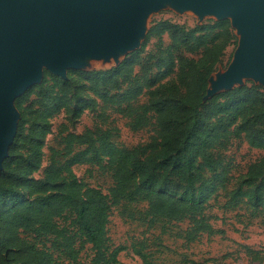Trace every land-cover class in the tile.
Masks as SVG:
<instances>
[{
  "label": "trees",
  "instance_id": "1",
  "mask_svg": "<svg viewBox=\"0 0 264 264\" xmlns=\"http://www.w3.org/2000/svg\"><path fill=\"white\" fill-rule=\"evenodd\" d=\"M166 37L168 41H166ZM238 37L230 19H209L189 27L155 21L141 47L107 69H70L68 78L45 70L41 83L15 100L18 131L0 171V264H119L125 250L109 236L114 205L146 202L140 218L189 222L184 238L220 233L207 213L221 190L228 209H244L264 226V155L250 164L228 190L227 151L246 141L264 151V87L253 81L205 100L209 79ZM153 43V47L150 45ZM87 110L95 125L78 133L59 126L61 147H49L53 119L70 120ZM108 110L127 118L133 131L153 128L146 143L126 147L104 128ZM98 164L109 171L110 192L81 181L73 166ZM252 261H264V248L245 246ZM142 264H155L142 255Z\"/></svg>",
  "mask_w": 264,
  "mask_h": 264
},
{
  "label": "water",
  "instance_id": "2",
  "mask_svg": "<svg viewBox=\"0 0 264 264\" xmlns=\"http://www.w3.org/2000/svg\"><path fill=\"white\" fill-rule=\"evenodd\" d=\"M168 3L230 19L240 36L234 61L212 74L205 100L245 78L264 87V0H0V171L18 131V97L45 70L67 79L70 69L93 70L84 68L89 59L112 57L118 65L141 47L149 14Z\"/></svg>",
  "mask_w": 264,
  "mask_h": 264
},
{
  "label": "rangeland",
  "instance_id": "3",
  "mask_svg": "<svg viewBox=\"0 0 264 264\" xmlns=\"http://www.w3.org/2000/svg\"><path fill=\"white\" fill-rule=\"evenodd\" d=\"M214 16L199 17L193 11L180 12L173 8L172 4H165L159 10L152 11L147 19V31L155 21L172 20L189 27L213 19ZM236 45H231L218 65L214 76L228 70L235 59L239 47L240 36L238 35ZM145 37L140 41L144 42ZM166 41L168 38L166 37ZM150 47H153L151 43ZM125 55L120 59L122 60ZM115 60L89 59L85 64L86 69H107L114 66ZM255 81L252 78H245L244 83ZM108 120L98 119L104 128L114 127L116 136L114 140L126 147H134L150 140L153 128L133 131L127 124L128 119L121 114L108 110ZM95 113L87 110L84 115L76 120L69 119L66 113H62L53 119L54 134L47 139L48 145L45 148L46 157L42 169L35 174L40 177L44 174L47 165L50 145L61 147L56 135L59 133V126L62 123L68 124L71 131L83 132L88 127L95 125ZM264 155V151L251 147L246 141H234L227 151V162L230 165V183L228 190L237 184L244 175L251 163ZM78 178L88 185L100 187L104 192L109 193L114 181L109 171L98 164L80 162L73 166ZM227 192L221 190L218 197L214 198L207 210L213 226L220 230L213 236L204 233L195 242L186 243L184 234L189 222L177 223L157 221L150 226L148 222L140 218V212L146 209L147 203L122 202L112 207L109 236L115 246L125 248L119 255V264H142V255H146L155 264H264V261H252L246 254L245 246L254 249L264 248V226L260 219L250 221L249 214L241 208L228 209L224 207L227 200ZM93 250L87 246L82 251L80 264L89 263L93 257ZM57 264H79L68 259L61 258Z\"/></svg>",
  "mask_w": 264,
  "mask_h": 264
},
{
  "label": "bare ground",
  "instance_id": "4",
  "mask_svg": "<svg viewBox=\"0 0 264 264\" xmlns=\"http://www.w3.org/2000/svg\"><path fill=\"white\" fill-rule=\"evenodd\" d=\"M100 59H103V58H100ZM112 59L114 60V58L111 57V60H112Z\"/></svg>",
  "mask_w": 264,
  "mask_h": 264
}]
</instances>
